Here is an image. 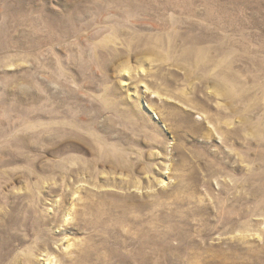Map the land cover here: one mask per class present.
Wrapping results in <instances>:
<instances>
[{"label": "rangeland", "instance_id": "1", "mask_svg": "<svg viewBox=\"0 0 264 264\" xmlns=\"http://www.w3.org/2000/svg\"><path fill=\"white\" fill-rule=\"evenodd\" d=\"M100 1L0 0V264H190L194 253L206 257L200 264L216 260L222 264L220 250L249 262L251 257L242 254L240 246L235 252V246L225 245L245 233L240 245L259 252L264 264V192L258 182H245L249 171L261 174L264 170L257 157H249L264 151V130L260 129H264V72L254 84L246 59L236 63L235 72L252 87L249 98L238 107L231 106L212 82L189 79L186 71L172 63L159 69L160 63H152L150 55L141 56L142 62L133 57L102 68L111 52L98 53L94 62L91 43L97 40L103 48L117 52L126 49L125 36L111 34L107 26L121 21L117 18L126 14L128 6L118 0ZM168 1L180 5L184 18L211 30L218 28L215 32L220 37L252 51L253 58L262 60L254 59L253 69L264 61V0ZM97 5L104 9L103 17ZM190 9L197 18L194 11L185 13ZM171 15L179 16L169 10ZM137 18L138 22L127 24L158 32L142 24L141 16ZM155 22L163 26L157 17ZM120 64L126 66L120 68ZM165 79L173 85L167 86ZM246 109L253 110L251 127L243 117ZM165 114L175 118L172 121ZM176 198L193 201L184 206L173 202ZM194 201L204 205L203 217L212 226L217 225L216 212L221 213V208L249 209L248 217L237 219L246 229H212L202 246L201 238L195 239L197 233L192 232L195 248L189 251L183 240L185 229L175 227L183 223L179 225L177 219L156 222L160 233L172 234L166 242L158 236L157 244L142 249L136 240L137 228L129 227L130 222H113L122 215L135 219L141 214L148 225L155 223L148 217L152 210L167 216L169 211L190 208L194 213L188 220L196 223L201 217L195 216L198 203ZM166 205L167 210L162 208ZM157 251L161 254L156 256Z\"/></svg>", "mask_w": 264, "mask_h": 264}, {"label": "bare ground", "instance_id": "2", "mask_svg": "<svg viewBox=\"0 0 264 264\" xmlns=\"http://www.w3.org/2000/svg\"><path fill=\"white\" fill-rule=\"evenodd\" d=\"M102 3H104L103 0H101ZM100 1V2H101ZM119 2H123L124 4H127L128 6V10L126 9V14H122L120 15L118 19H121V21H117L116 24H111L109 26H107L108 28V31L111 33V34H114L116 36L119 37V35H123L125 36V45H126V49L122 50V51H116V50H113L112 47L111 48H103V45L101 42H98L97 40L96 41H93L92 44V49H93V54L95 53V55L93 56V60L94 62L97 61L98 57V53L100 52H111V58L108 60L109 63L107 64H103V66L101 65L102 68H105L107 69L108 67H112L114 64L117 63L118 60H131L133 57H140L139 58V61H141V56L143 55H150V57H153V59L151 60V62H158L160 63L159 64V69H163V67H169L167 66L168 64H171L175 67L178 66L179 68H182L184 70V72L186 71V75H187V78L191 79L194 77L200 79V82L203 83V84H210L211 82L218 88V90L220 91L221 95H223V97L229 99L232 104L231 106H234V105H240L241 107V102L246 100V95L249 93H252V87H249L247 86L248 84L245 83L240 77L239 75L237 74V70L236 69V63L240 62V58H242L244 60V58L246 59V64H247V69H248V72L250 73L249 75H251V73H253L252 75V78H253V83L256 84L257 83V80L259 78V76L261 77V74L264 72V61L263 62H260L259 64L256 65V69H253L252 68V63H254V59H257L258 61H262L258 58H253L250 53L252 51H249L248 48L246 47H243V46H239L237 43H234L233 40H229L228 37H224L223 38V35L220 37L219 34H218V31L217 33L215 32L217 29H208V28H205L201 23H195L194 21L195 20H191V19H187V18H184V11L180 10V5H175L174 2L173 4L171 2H169L168 0H156L155 2L153 1H149V0H118ZM171 1V0H170ZM97 2V1H96ZM179 3V2H178ZM187 3V2H186ZM101 4V3H100ZM180 4V3H179ZM99 5V4H98ZM97 5V6H98ZM101 6V5H100ZM102 6H105V5H102ZM109 6V5H108ZM124 6V5H123ZM126 6V7H127ZM99 7V6H98ZM111 8V6H109ZM114 7V6H113ZM183 7V6H182ZM108 8V7H107ZM118 8V7H117ZM104 9L102 7H99L98 8V13L99 15L103 17V11ZM111 10V9H110ZM169 10L173 11V12H176L179 14L178 17H175L174 15H171V16H168V13H169ZM194 10L193 9H190L189 12H187L185 10V13L186 14H191V12H193ZM210 11V10H208ZM135 15H138V16H141V20H142V24H149L153 27H155L158 32H144V31H141L137 28H133L132 26L128 25L127 23L128 22H138V18L135 19ZM203 15V14H202ZM213 15V14H212ZM137 17V16H136ZM156 17L163 21V26H160L159 24H157L155 22V19ZM193 17H198L197 16V13L194 11V15ZM210 17V16H209ZM212 17V16H211ZM207 18V19H212V18ZM114 18V17H113ZM111 20V23L115 20ZM202 18V17H201ZM107 20H110V18H106ZM204 19V18H203ZM140 20V19H139ZM140 20V21H141ZM197 21V20H196ZM134 25V24H133ZM217 25V24H216ZM136 26V25H135ZM140 26V25H139ZM146 26V25H145ZM105 28V27H104ZM142 28H143V25H142ZM148 28V27H147ZM151 28V27H150ZM98 29V28H97ZM101 29V28H100ZM96 30V29H95ZM156 30V31H157ZM149 31V29H148ZM151 31V30H150ZM153 31V30H152ZM97 32V31H96ZM94 33V31H93ZM218 34V35H217ZM92 35V33H91ZM94 36V34H93ZM104 36H105V33H104ZM85 37V36H84ZM106 37V36H105ZM90 38V37H89ZM86 39V38H85ZM102 39V38H101ZM105 39V38H104ZM95 40V39H94ZM109 40V39H107ZM105 40V41H107ZM114 40V39H113ZM104 41V40H103ZM112 41V40H111ZM82 42V41H81ZM104 43V42H103ZM109 43V42H108ZM107 43V44H108ZM106 44V43H105ZM89 46V45H88ZM110 47V46H109ZM90 48V47H89ZM88 48V49H89ZM90 52L88 51V54ZM86 54H87V51H86ZM101 54V53H100ZM99 54V55H100ZM109 54V53H108ZM92 55V54H90ZM90 55L88 57H90ZM102 55V54H101ZM107 56V55H106ZM86 57V56H84ZM100 57V56H99ZM103 57V56H102ZM149 57V56H148ZM77 58V56H76ZM101 58V57H100ZM92 59V57H91ZM104 59V58H103ZM145 59V58H144ZM86 60V59H85ZM105 60V59H104ZM79 61V60H78ZM89 61V60H88ZM100 61V59H99ZM98 61V62H99ZM245 61V60H244ZM85 62V61H84ZM142 62V61H141ZM151 62L149 64H151ZM83 63V62H82ZM140 63V62H139ZM91 64V63H90ZM98 64V63H97ZM94 65V64H93ZM163 65V66H162ZM77 66H80L77 64ZM82 66V65H81ZM90 66V65H89ZM92 66V64H91ZM126 65L125 64H120V68L122 67H125ZM151 66V65H150ZM95 67V66H93ZM92 67V68H93ZM87 68V67H86ZM178 68V69H179ZM94 69V68H93ZM96 69V68H95ZM158 69V71H159ZM88 70V69H87ZM242 70V69H241ZM96 71V70H95ZM86 72V71H85ZM104 72V71H103ZM102 72V73H103ZM161 72V71H160ZM171 72V71H170ZM97 73V72H96ZM151 73V72H150ZM163 73V71H162ZM203 73H207L209 76H202ZM86 74V73H85ZM83 74V75H85ZM158 74L159 76V73L157 72L156 75ZM169 74V72L167 73V75ZM248 74V73H247ZM81 75V74H80ZM82 75V77H83ZM152 75V74H150ZM154 75V74H153ZM157 76V77H158ZM163 76V75H162ZM81 77V78H82ZM93 77V76H91ZM161 77V75L159 76ZM250 77V76H249ZM79 78V77H78ZM155 78V77H154ZM153 78V79H154ZM179 78V77H178ZM110 79V78H109ZM163 79V78H162ZM168 79V78H167ZM173 79V78H172ZM185 79V78H184ZM82 80V79H81ZM93 80V79H92ZM142 80V79H141ZM155 80H158L157 78ZM166 80V79H165ZM188 80V79H187ZM105 81V80H104ZM162 81V80H161ZM167 81V80H166ZM170 81V80H169ZM167 81L166 83L168 84L167 86H171L173 84H171L172 82L170 81ZM81 82V81H80ZM161 83V82H160ZM163 83V82H162ZM163 85V84H161ZM262 85V84H261ZM256 87V86H255ZM171 88V87H169ZM254 88V87H253ZM168 91L169 89L166 88ZM78 94V93H77ZM180 94V93H178ZM107 95V94H106ZM51 97V96H50ZM178 97V96H177ZM194 98V97H193ZM39 102V101H38ZM193 102V101H192ZM243 103V102H242ZM50 104V103H49ZM52 104V103H51ZM165 104V103H164ZM168 104V103H167ZM47 105V104H46ZM58 105V104H57ZM48 106V105H47ZM50 106V105H49ZM194 106V105H193ZM44 107V106H43ZM165 107V106H164ZM237 107V106H236ZM48 108V107H47ZM60 108V107H59ZM167 108H168V105H167ZM192 108V107H191ZM225 108V107H224ZM258 108V107H257ZM201 109V108H200ZM226 109V108H225ZM52 110V109H51ZM132 110V109H131ZM150 110V109H149ZM170 110V108H169ZM251 110V109H250ZM250 110H244L243 112V117L244 119L246 120L245 123L247 124L248 127H251L253 125V120L252 119V114H253V110L250 111ZM44 111V109H43ZM49 111V109H48ZM70 111V110H69ZM83 111V110H82ZM233 111V110H231ZM243 111V110H242ZM45 112V111H44ZM51 112V111H50ZM49 112V113H50ZM58 111L56 110V113ZM71 112V111H70ZM69 112V113H70ZM172 112V110H171ZM46 113V112H45ZM44 113V114H45ZM67 113V111H66ZM65 113V114H66ZM68 113V114H69ZM170 113V111H169ZM177 113V112H175ZM51 114V113H50ZM72 114V113H71ZM81 114V112H80ZM178 114V113H177ZM23 115V114H22ZM48 114L46 113V116ZM55 115V114H54ZM167 116V114H165ZM172 115V114H171ZM171 115H168L171 117ZM179 115V114H178ZM254 115V114H253ZM45 116V115H44ZM43 116V117H44ZM45 116V117H46ZM59 116V115H58ZM70 116H73V115H70ZM158 116V115H157ZM167 116V117H168ZM177 116V115H176ZM24 117V116H23ZM44 117V118H45ZM48 117V116H47ZM54 117V116H53ZM57 117V116H56ZM60 117V116H59ZM69 117V116H68ZM175 118V116H173ZM201 117V116H200ZM26 118V117H25ZM34 118V117H33ZM157 118V117H156ZM160 118V117H159ZM173 118V119H174ZM178 118V117H177ZM176 118V119H177ZM180 118V117H179ZM212 118V117H211ZM35 119V118H34ZM49 119V117H48ZM56 119V118H54ZM125 119V118H124ZM124 119H121V121ZM129 119V118H127ZM172 119V117H171ZM172 119V121H173ZM51 120V119H50ZM75 120V119H74ZM133 120V119H132ZM138 120V119H137ZM170 120V119H169ZM181 120H185L186 121V118L184 119H181ZM189 120V118H188ZM201 120V119H200ZM215 120V119H214ZM56 121V120H55ZM126 121V120H125ZM128 121V120H127ZM185 121L182 123L185 125ZM209 121V120H208ZM207 121V122H208ZM213 121V120H212ZM64 122V121H62ZM70 122V121H69ZM68 122V123H69ZM130 122V121H129ZM175 122V121H174ZM188 122V121H187ZM221 122V121H220ZM51 123V122H50ZM53 123V122H52ZM56 123V122H55ZM58 123V122H57ZM61 123V121H60ZM67 123V124H68ZM74 123V122H73ZM131 123V122H130ZM129 123V124H130ZM135 123V122H134ZM179 123V122H178ZM49 124V122H48ZM75 124V123H74ZM123 124V123H122ZM126 124V123H125ZM144 124V123H143ZM218 124V123H217ZM47 125V124H46ZM59 125V124H58ZM87 125V124H86ZM124 125V124H123ZM128 125V124H127ZM176 125V124H175ZM48 126V125H47ZM57 126V125H56ZM65 126V125H63ZM68 126V125H67ZM73 126V125H72ZM80 126V125H79ZM140 126V125H139ZM138 126V127H139ZM142 126V125H141ZM193 126V125H192ZM53 127V126H52ZM70 126H68L69 128ZM132 127V126H130ZM183 127V126H182ZM215 127V126H214ZM49 128V127H48ZM62 128V127H61ZM61 128L59 130H61ZM66 128V127H65ZM71 128V127H70ZM126 128H128V126H126ZM200 129H202L201 127H199ZM219 128V127H218ZM50 129V128H49ZM178 129V128H177ZM198 129V128H196ZM208 129V128H207ZM226 129V128H225ZM237 129V128H236ZM260 129L263 131L264 129H262L260 127ZM51 130V129H50ZM58 130V129H56ZM70 131V129H67ZM72 130V129H71ZM124 130V129H123ZM139 130V128H138ZM142 130V129H141ZM146 130V129H144ZM35 131V130H34ZM44 131V130H43ZM49 131V130H48ZM47 131V132H48ZM54 131V130H53ZM65 131V130H64ZM140 131V130H139ZM190 131V130H189ZM66 132V131H65ZM220 132V131H218ZM222 132V131H221ZM43 133V132H42ZM53 133V132H52ZM61 134V132H59ZM144 133V132H143ZM201 133V132H200ZM227 133V132H226ZM46 134V133H45ZM48 134V133H47ZM55 134V132H54ZM57 134V133H56ZM132 134V133H131ZM153 134V133H152ZM199 134V133H198ZM44 135V134H43ZM52 135V134H51ZM59 135V134H58ZM64 135V134H63ZM203 135V134H202ZM212 135V134H211ZM224 135V134H223ZM54 136V135H53ZM52 136V137H53ZM56 136V135H55ZM144 136V135H143ZM250 136V135H249ZM46 137V136H45ZM48 137V136H47ZM50 137V136H49ZM51 138V137H50ZM49 138V139H50ZM261 138V137H260ZM45 139V138H44ZM47 139V138H46ZM48 139V140H49ZM52 140V139H50ZM152 140V139H151ZM264 140V139H263ZM47 141V140H46ZM149 141V140H148ZM143 142V141H142ZM241 142V141H240ZM264 148V143L261 144ZM260 145V146H261ZM181 147V146H180ZM174 148V147H173ZM261 148V147H260ZM185 149V148H184ZM263 150V149H262ZM186 151V150H185ZM249 151V150H248ZM122 153V152H121ZM120 153V154H121ZM199 153V152H198ZM184 154V153H183ZM252 155H254L255 157H257V159L260 160V164H262L261 166H263L264 168V151L262 152H259V153H256V154H249V157H251ZM179 157V156H178ZM228 157V156H227ZM244 157V156H243ZM105 158V157H104ZM185 158V157H184ZM200 158V156H199ZM121 159V158H120ZM183 159V158H182ZM198 160V159H197ZM202 160V159H201ZM111 161V160H109ZM180 161V160H179ZM130 163V162H129ZM200 163V162H199ZM181 164V163H180ZM216 165V164H215ZM116 166V165H115ZM198 166V165H197ZM223 167V166H222ZM221 168V167H220ZM262 168V169H263ZM177 169V168H176ZM203 169V168H202ZM186 170V169H185ZM213 172V171H212ZM183 174V173H182ZM189 177V176H187ZM127 179V178H126ZM206 180V179H205ZM256 181L258 182L260 185H261V189L262 191L264 192V170L261 174H255L254 171H249V174L246 175L245 177V182H249V181ZM196 181V180H195ZM201 181V179H200ZM199 184V182H198ZM221 185V184H220ZM195 186H197L195 184ZM186 187V186H185ZM192 187V185H191ZM194 187V186H193ZM244 187V186H243ZM190 188V187H188ZM187 189V187H186ZM191 189V188H190ZM262 192V193H263ZM258 193V192H257ZM153 194V193H152ZM256 194V193H255ZM134 195V194H133ZM179 195V194H178ZM181 195V194H180ZM264 195V194H263ZM107 196V195H106ZM111 196V195H110ZM193 196V195H192ZM240 196V195H239ZM173 197V196H172ZM175 197V196H174ZM183 197V196H182ZM108 198V197H107ZM214 198V197H213ZM104 199V198H103ZM117 199V198H116ZM132 199V198H131ZM154 199V198H153ZM196 199V198H195ZM199 199V198H198ZM240 199V198H239ZM245 199V198H244ZM107 200V199H106ZM109 202L110 201V198L108 199ZM169 200V199H168ZM219 200V199H218ZM242 200V199H241ZM262 200V199H261ZM94 201V200H93ZM102 202V200H100ZM118 201V200H117ZM133 201V200H132ZM155 201V200H154ZM153 201V202H154ZM170 201V200H169ZM193 201V200H192ZM190 198H183V199H179V198H176L175 203H181L182 205H190L189 203L192 202ZM202 200H200L201 202ZM223 201V200H221ZM245 201V200H243ZM91 202V201H90ZM97 202V200H96ZM100 202V203H101ZM108 202V201H107ZM106 202V203H107ZM108 202V203H109ZM152 202V203H153ZM156 202V201H155ZM163 202V201H162ZM172 202V203H173ZM196 201L193 202V204L195 203ZM203 202V201H202ZM258 202V201H257ZM263 203L261 204H264V201H262ZM99 203V201H98ZM99 203V204H100ZM103 203V202H102ZM101 203V204H102ZM107 203V204H108ZM166 203V202H165ZM171 203V202H170ZM198 203V202H196ZM195 203V204H196ZM226 203V202H225ZM245 203V202H244ZM94 204V202H93ZM92 204V205H93ZM98 204V205H99ZM101 204H100V207H101ZM162 204V203H161ZM168 204V202L166 203ZM198 203V210L196 211L195 210V216H198L201 217V219L198 221L195 220V221H198L196 223H191L189 222L188 220V217H192L193 215V211L189 210L190 208H188L187 210H177L178 212H170L169 210V213L167 216H164L162 213L161 215L158 212L155 211V210H152V213L148 214V217L151 219V221H155V223H151V224H148L145 223V219L144 217H140L138 216L137 218L135 219H129L127 218L126 215H122L120 217H118V219H116V221L113 220V222L115 223H120L121 222H130L129 224V227L131 228H135V231H136V228L138 229V238L136 240H139V243L141 244V247L142 249H144L147 245H154V244H157V241L155 240L156 237H160L162 239V241L166 242L170 235L172 233L170 232H162L160 233L158 227H157V224L156 222H174V220L180 222L179 225H181V223H183V225H181V227L179 226H175L176 228L178 229H185L184 232V237H183V240L185 241V243L189 244L187 247V250L189 249L190 251V248H192V246H194L193 243L195 241V237L199 236L201 238V240H198V243L202 246V244H205L206 242V234H207V231H210L212 229H217V228H222V227H230L232 229V231L234 229H236L237 227L241 226V227H244L243 224H239V221L237 219L239 218H244V217H248L249 215V209L248 210H244L243 208L241 210H238V211H233L232 209H229L228 207L227 208H221V213H217L216 211V216H218V220H217V225L215 224L214 226H212L210 224V220L209 221H206V219L203 217V210L205 209L204 207H202L201 205L203 204H200ZM221 204V203H220ZM261 204L258 205V207H261ZM91 205V206H92ZM140 205V204H139ZM156 205V204H154ZM164 205V204H163ZM180 205V206H182ZM226 205V204H224ZM243 205V204H242ZM94 206V205H93ZM106 206V204H105ZM110 206V205H108ZM114 206V205H113ZM118 206V205H117ZM137 206V205H136ZM148 206V205H147ZM160 206V207H159ZM196 206V205H195ZM204 206V205H203ZM231 206V205H229ZM90 207V206H89ZM104 207V206H102ZM121 207V206H120ZM156 207L158 208H161V205H156ZM174 207V205H173ZM206 207V206H205ZM238 207V206H237ZM94 208V207H93ZM92 210H95L93 209ZM108 208V207H107ZM114 208V207H113ZM139 208V207H138ZM141 208V207H140ZM164 208L165 210H167L169 207H162ZM194 208V207H193ZM192 208V209H193ZM204 208V209H203ZM246 208V207H245ZM99 209V208H97ZM110 209V208H109ZM116 209V208H114ZM114 209H110L113 210L114 212ZM122 209V208H121ZM127 209V208H126ZM135 209V208H134ZM151 209V208H150ZM153 209V207H152ZM156 209V208H155ZM174 209V208H173ZM176 209V208H175ZM181 209V208H180ZM195 209V208H194ZM197 209V208H196ZM208 209V208H207ZM210 209V208H209ZM209 209L207 211H209ZM212 209V208H211ZM255 209V208H254ZM101 210V208L99 209ZM105 211V209H102ZM160 210V209H159ZM164 210V211H165ZM107 211V210H106ZM109 211V212H110ZM121 211V210H120ZM135 211V210H134ZM139 211V210H138ZM141 211V210H140ZM161 211V210H160ZM180 211V212H179ZM206 211V212H207ZM212 211V210H211ZM219 211V210H218ZM96 212V211H95ZM117 212V211H116ZM114 212V213H116ZM123 212V211H122ZM130 212V210H129ZM136 212V211H135ZM150 212V211H149ZM166 212V211H165ZM163 212V213H165ZM213 212V211H212ZM213 212V213H215ZM105 214L107 212H104ZM113 213V214H114ZM118 213V212H117ZM116 213V214H117ZM126 213V212H125ZM133 213V212H132ZM24 214V213H23ZM108 214H111V213H108ZM113 214H111L113 216ZM116 214H114L116 216ZM128 214V212L126 213ZM131 214V213H130ZM139 214V213H138ZM206 214V213H205ZM208 214V213H207ZM219 214V215H218ZM102 215V213L100 214ZM120 215V214H119ZM134 215V214H133ZM201 215V216H200ZM210 215V214H209ZM215 215V214H214ZM104 216V215H103ZM107 216V215H106ZM104 216V217H106ZM136 215H134L135 217ZM208 216V215H207ZM101 217V216H100ZM132 217V216H130ZM147 217V218H148ZM215 217V216H214ZM33 218V217H32ZM148 218V219H149ZM166 221H165V220ZM110 220V219H109ZM215 220V219H214ZM23 221V220H22ZM38 221V220H37ZM149 221V220H147ZM191 221V220H190ZM101 222V221H100ZM110 222H112L110 220ZM112 222V223H113ZM91 222L89 221L88 224H90ZM96 223V222H95ZM241 223V222H240ZM10 224V223H9ZM104 224V223H103ZM107 224V222H106ZM125 224V223H124ZM124 224H121L123 226H125ZM176 224V223H175ZM24 225V224H23ZM111 225V224H110ZM113 225V224H112ZM167 225V224H165ZM173 225V224H172ZM108 226V224H107ZM162 226V225H161ZM116 227V226H115ZM114 227V228H115ZM120 227V226H118ZM128 227V226H127ZM128 227V228H129ZM169 227V226H168ZM7 228V227H6ZM107 228V227H106ZM121 228V227H120ZM124 228V227H122ZM165 227H163L164 229ZM171 228V227H170ZM219 228V229H220ZM245 228V227H244ZM248 228V227H247ZM105 229V228H104ZM111 229V227H110ZM119 229V228H118ZM183 229V230H184ZM246 229V228H245ZM129 230V229H128ZM134 230V229H133ZM111 231V230H110ZM131 231V230H130ZM170 231V230H169ZM177 231V230H176ZM180 231V230H179ZM223 231V230H222ZM261 231V230H260ZM182 232V231H181ZM192 232L194 233H197V235H194V238L195 239H192ZM227 232V231H226ZM241 232V231H239ZM129 233V232H128ZM133 233V231L131 232ZM130 234V233H129ZM128 234V235H129ZM174 234V233H173ZM176 234V233H175ZM244 234V233H243ZM182 235V236H183ZM246 233L240 238L239 236L235 237L234 239H230L228 241V243H226L225 245L228 244V247L229 245L231 246H235L236 248V251L237 252V248L240 246V249L242 250V254H246L248 257H251L250 258V261L249 262H246V261H239L240 258L237 257V255H233V254H230L232 256H234L231 260L232 261H228L229 257H232L229 255V257L227 256L228 255V251H219V257L217 255L218 258L221 259L222 262H225V263H222V264H263V262L261 261V258L258 257V253L259 252H256V250H253V248H243L241 245H240V242H245V238H246ZM177 236V235H176ZM181 236V235H180ZM179 236V237H180ZM181 236V237H182ZM133 237V236H132ZM136 238V236H134ZM133 237V238H134ZM158 237V238H159ZM174 237V236H172ZM179 237H176V238H179ZM211 237V236H210ZM134 238V240H135ZM157 238V240H158ZM175 238V237H174ZM260 239V238H259ZM133 240V239H132ZM182 240V241H183ZM183 241V242H184ZM134 242V241H133ZM159 242V240H158ZM180 242V241H178ZM208 242V241H207ZM4 243V242H3ZM137 243V242H136ZM162 244V242H160ZM159 243V244H160ZM169 243V242H168ZM184 243V244H185ZM197 243V244H198ZM249 243V242H248ZM2 244V243H1ZM139 244V245H140ZM166 244V243H165ZM180 244V243H179ZM195 244V242H194ZM221 244V243H220ZM3 245V244H2ZM107 245V244H106ZM163 245V244H162ZM183 245V244H181ZM165 246V245H164ZM163 246V247H164ZM185 246V245H184ZM198 245H196L197 247ZM223 246V245H222ZM140 247V246H139ZM140 247V248H141ZM170 247V246H168ZM218 247V245H217ZM153 248V247H152ZM182 248V246L180 247ZM195 248V246H194ZM205 248V247H204ZM167 249V248H166ZM164 248V250H166ZM171 249V248H170ZM185 249V248H183ZM214 249V247H213ZM147 250V249H146ZM164 250H161V251H164ZM181 250V249H180ZM179 250V251H180ZM186 250V251H187ZM203 250V249H202ZM210 250V248L208 249ZM212 250V249H211ZM234 250V249H233ZM239 250V249H238ZM140 251H142L140 249ZM178 251V250H177ZM199 251V250H198ZM230 251V250H229ZM261 251V250H260ZM192 252V251H191ZM201 252V251H200ZM264 252V251H263ZM143 253V252H142ZM145 253V252H144ZM155 253V252H154ZM157 253L158 251L156 252V256H157ZM204 253V252H203ZM217 253V252H216ZM146 254H148L146 252ZM161 254L160 251L158 253V255ZM179 254V253H178ZM182 254V253H181ZM183 255V254H182ZM181 255V256H182ZM195 255V258L192 259L193 261L190 263V264H197V263H201L203 262V260L206 258V257H203L202 255L198 254V253H194ZM213 255V254H212ZM216 254H214L213 257H215ZM240 255V254H239ZM3 256V255H2ZM131 256V255H130ZM138 256L140 257L141 254ZM143 256V255H142ZM149 256V255H148ZM154 256V255H152ZM179 256V255H178ZM193 256V255H192ZM191 256V257H192ZM261 256V255H260ZM155 257V256H154ZM187 257V256H186ZM189 257V255H188ZM187 257V258H188ZM209 257V256H208ZM216 257V259H217ZM228 257V258H227ZM6 258V257H5ZM142 258V257H141ZM150 259L153 260V258L148 257ZM157 258V257H156ZM184 258V257H183ZM190 258V257H189ZM212 258V257H211ZM3 259V257H2ZM144 259V258H143ZM155 259V258H154ZM215 259V260H216ZM219 259V260H220ZM238 259V261H237ZM264 259V258H263ZM149 260V259H148ZM151 260V261H152ZM209 260H210V257H209ZM230 260V259H229ZM246 260V259H245ZM156 261V260H155ZM161 261V259H160ZM175 261V260H174ZM184 261V260H183ZM188 261V260H186ZM205 261V260H204ZM211 261V260H210ZM214 261V260H213ZM264 261V260H263ZM1 262V261H0ZM3 262V261H2ZM106 262V261H105ZM144 262V261H143ZM158 262V261H156ZM155 262V263H156ZM180 262V261H178ZM177 262V263H178ZM206 262V261H205ZM207 262L208 259H207ZM217 262V260H216ZM214 263V264H219V262L217 263ZM172 263V262H170ZM189 264V262H187ZM213 263V262H212ZM153 264V263H151ZM158 264V263H157ZM205 264V263H204ZM208 264V263H207ZM221 264V263H220Z\"/></svg>", "mask_w": 264, "mask_h": 264}]
</instances>
